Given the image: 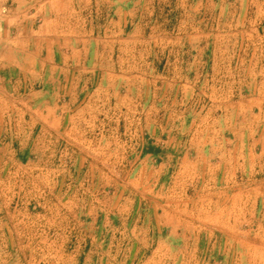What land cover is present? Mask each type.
Returning <instances> with one entry per match:
<instances>
[{
  "label": "crops",
  "instance_id": "obj_1",
  "mask_svg": "<svg viewBox=\"0 0 264 264\" xmlns=\"http://www.w3.org/2000/svg\"><path fill=\"white\" fill-rule=\"evenodd\" d=\"M139 2L0 0V235L55 217L74 230L62 264H110L120 245L149 254L135 264L194 262L211 238L215 256L229 246L251 263L264 237V83L239 84L245 71L219 68L215 45L252 44L264 0H205L204 19L160 42L121 35L141 28Z\"/></svg>",
  "mask_w": 264,
  "mask_h": 264
},
{
  "label": "rangeland",
  "instance_id": "obj_2",
  "mask_svg": "<svg viewBox=\"0 0 264 264\" xmlns=\"http://www.w3.org/2000/svg\"><path fill=\"white\" fill-rule=\"evenodd\" d=\"M138 1V0H132ZM141 10V28L133 29L132 25H127L123 28L122 36H143L145 38H152L154 40H164L167 35V28L172 26H181L184 22L189 21V23H195L199 19H204L203 14L201 13L202 8L205 6V0H140L138 3ZM228 6H226L227 8ZM231 9V8H230ZM232 10V9H231ZM101 13H93L94 20H97L100 17ZM235 17V16H234ZM232 18V15H230ZM93 32L95 34L103 35L105 31V26L101 22L94 21L92 23ZM91 29V28H90ZM91 31V30H89ZM235 30H230V33H234ZM138 33V34H135ZM256 33L259 36H255L252 44L249 40L245 38L238 37L235 41V37H231L228 43L225 42V38L220 40L219 44L215 45L216 50L221 53V60L219 61V68L222 70L237 68L245 71V76H239L234 78L238 81L239 84L245 83L246 81L254 80V83L262 84L264 83V40L261 39V34L264 33L263 30H257ZM253 57V60H249ZM247 69V71H246ZM253 77H246V73L252 74ZM222 84L229 83L233 80L230 76H221L219 78ZM35 84V83H34ZM34 84H31L32 86ZM38 85V82H36ZM226 93H222L219 97L224 98ZM171 110H159L158 115L165 116L167 112ZM176 111V110H174ZM177 110L176 112H180ZM198 111V110H194ZM213 113H217L219 116L228 115L233 110L229 109H218L211 110ZM239 116L245 110H237ZM105 111L101 108L94 110L95 116H103ZM112 112H110L111 115ZM133 112L130 114L132 115ZM170 113H173L170 112ZM137 116H145L146 110L136 111ZM254 116H264V110L255 109ZM159 127V133L162 132V128ZM131 129L133 127L131 126ZM142 131L146 132L145 128L142 126ZM130 143L131 146H127V151L130 148H133V142L128 141L127 145ZM117 145L114 142L111 144L110 153L112 154L113 148ZM113 146V147H112ZM31 166L37 164V158H33ZM116 157H110L111 165L116 164ZM36 175L35 173H30V178ZM111 182L112 178L116 177V173H111ZM107 190V189H106ZM109 196L112 199L113 193H115V188L113 183L110 184L108 190ZM116 198V197H115ZM42 216L31 215L27 222H25L23 228H18V222L14 221V236L0 235V264H62L60 262L61 256H68L69 251L73 247L75 241L74 230H71L70 227L62 225L61 228H58L59 221L55 217H49V220ZM4 223V222H3ZM21 225V223H19ZM3 227L5 225L3 224ZM125 224L119 222V225H113L110 223V229H123ZM214 238H211V242L207 248H204L203 252L194 254L193 260L191 262L188 260V255L184 254V258L181 259V263L170 262L168 264H217L214 262L215 257L218 259V264H264V237L260 238L261 245L255 246V251L252 256L254 257L253 262L247 263L245 261L246 254L243 252H235L234 248L229 250V246L225 248L222 245V252L215 256L212 253V243ZM121 241H123L121 239ZM82 245V243L80 244ZM114 250L112 251L110 264H135V256L141 257L144 259L148 253L135 254L129 251V248L125 249L120 245L117 247L112 246ZM66 252V253H65ZM215 256V257H214ZM249 256V254H248ZM115 258V259H114ZM116 260V261H115ZM188 260V262H187ZM126 261V262H125Z\"/></svg>",
  "mask_w": 264,
  "mask_h": 264
}]
</instances>
